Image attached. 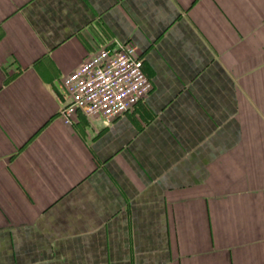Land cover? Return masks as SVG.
I'll use <instances>...</instances> for the list:
<instances>
[{
    "label": "crops",
    "instance_id": "1",
    "mask_svg": "<svg viewBox=\"0 0 264 264\" xmlns=\"http://www.w3.org/2000/svg\"><path fill=\"white\" fill-rule=\"evenodd\" d=\"M114 43L150 91L66 122ZM0 264H264V0H0Z\"/></svg>",
    "mask_w": 264,
    "mask_h": 264
},
{
    "label": "built area",
    "instance_id": "2",
    "mask_svg": "<svg viewBox=\"0 0 264 264\" xmlns=\"http://www.w3.org/2000/svg\"><path fill=\"white\" fill-rule=\"evenodd\" d=\"M60 114L70 122L79 112L106 123L131 110L151 89L142 55L131 44L114 43L84 59L61 80Z\"/></svg>",
    "mask_w": 264,
    "mask_h": 264
}]
</instances>
